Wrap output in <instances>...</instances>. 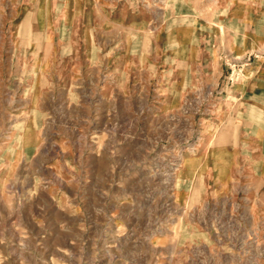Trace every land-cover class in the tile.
I'll list each match as a JSON object with an SVG mask.
<instances>
[{
	"label": "rangeland",
	"instance_id": "374dc122",
	"mask_svg": "<svg viewBox=\"0 0 264 264\" xmlns=\"http://www.w3.org/2000/svg\"><path fill=\"white\" fill-rule=\"evenodd\" d=\"M107 1V36L124 41L109 40V59L117 46L127 58L139 52L144 66L124 61L125 96L113 106L126 114L148 88L151 102L162 100L178 71L166 54L180 50L184 106L115 121L100 61L58 71L50 43L26 42L47 29L12 28L14 43L18 8L0 0V264H264V199L250 206L239 187L182 179L197 174L185 157L226 118L212 100H239L264 77V0ZM150 30L151 43L142 38Z\"/></svg>",
	"mask_w": 264,
	"mask_h": 264
},
{
	"label": "crops",
	"instance_id": "0c3cea01",
	"mask_svg": "<svg viewBox=\"0 0 264 264\" xmlns=\"http://www.w3.org/2000/svg\"><path fill=\"white\" fill-rule=\"evenodd\" d=\"M12 4H16L17 22L11 25L9 29L10 37L14 43L19 40V36L15 35L12 28L18 27V31L25 27L34 31L36 34H42L43 28L47 29L43 40L32 38L26 42L28 44L41 43L51 45V50L48 55L52 61H57V70L65 71V73L76 74L77 69L70 67L78 60H99V68L106 74V81L102 85L101 93L103 99L108 104H112L115 98L119 99L120 92H124L121 84L124 85L125 73L128 64L125 66L124 61L132 62L129 66L138 68L139 71L144 70V66L137 64L139 58L136 57L138 53H125L118 51L117 46L108 52V43L118 45L124 44L123 36H113L108 38L109 33L106 20L108 13L107 0H9ZM117 5H114V9ZM100 19V21H98ZM118 23V22H117ZM150 27L151 21H147ZM38 29L39 31H37ZM98 32L100 36L98 38ZM147 36L149 43H151V30L148 31ZM13 33V34H12ZM96 36H95V35ZM139 38V37H137ZM99 39V40H98ZM181 39V38H180ZM155 43L159 40L154 37ZM182 41V39H181ZM180 41V43H181ZM23 42V41H22ZM25 42V41H24ZM99 43V49L97 44ZM177 41H173V44ZM167 59L175 60V67L178 71L170 77V80L163 86L159 82L160 97L162 100L158 102H151V88L146 90V86H140V89L146 90L142 96L141 105H134L130 107L126 114H119V109L116 104L115 111L109 115L115 121L122 117H151V112L155 115L168 114L171 111L181 109L185 103L187 93V54L181 50L179 53L166 54ZM173 56V57H172ZM178 57V58H177ZM69 60L70 63L66 67L61 65L60 61ZM113 61V62H109ZM91 64V63H90ZM135 64V65H134ZM134 65V67H133ZM97 66V65H96ZM128 66V67H129ZM70 68L74 69L70 71ZM154 68L151 61L147 67ZM158 69L162 71L166 69L164 64L159 63ZM161 73V72H160ZM161 76V75H160ZM109 77L110 80H107ZM257 80L261 82L253 83L249 89L243 87L242 96L237 99H223L217 98L212 100V105L215 109H220L219 113H226V118L220 121L218 131L203 137L198 146L194 147V154L186 156L185 162L196 163L197 174L192 177L187 175L183 177V181L191 183V187H199L201 182L203 186L213 188L217 187L225 190L231 186L244 189V198L248 200L250 206L252 204H261L264 199V89L256 91V88H264V77H259ZM140 80L136 82L139 84ZM122 85V86H123ZM158 87V88H159ZM254 87V89H252ZM68 89V88H65ZM252 90L253 95L252 96ZM223 90L221 94L226 92ZM232 91V90H230ZM219 93L218 91H216ZM249 92L251 96H246ZM124 94V93H123ZM146 95V96H145ZM235 96H239L234 93ZM125 96V94H124ZM243 108V111L239 110ZM236 109L241 113V116H236ZM156 112V113H155ZM124 113V112H123ZM218 113V111H217ZM218 113V115H219ZM220 115L217 117L219 119ZM252 124H257V130H252ZM208 140V142H207ZM195 158V161H191Z\"/></svg>",
	"mask_w": 264,
	"mask_h": 264
},
{
	"label": "bare ground",
	"instance_id": "6f19581e",
	"mask_svg": "<svg viewBox=\"0 0 264 264\" xmlns=\"http://www.w3.org/2000/svg\"><path fill=\"white\" fill-rule=\"evenodd\" d=\"M156 6V5H155ZM158 17V16H157ZM168 175V174H167Z\"/></svg>",
	"mask_w": 264,
	"mask_h": 264
}]
</instances>
